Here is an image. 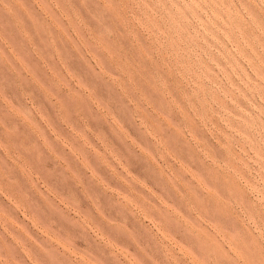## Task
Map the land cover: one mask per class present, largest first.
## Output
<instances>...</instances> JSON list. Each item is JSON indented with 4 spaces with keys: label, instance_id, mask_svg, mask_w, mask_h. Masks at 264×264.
I'll return each instance as SVG.
<instances>
[{
    "label": "rangeland",
    "instance_id": "rangeland-1",
    "mask_svg": "<svg viewBox=\"0 0 264 264\" xmlns=\"http://www.w3.org/2000/svg\"><path fill=\"white\" fill-rule=\"evenodd\" d=\"M0 264H264V0H0Z\"/></svg>",
    "mask_w": 264,
    "mask_h": 264
}]
</instances>
